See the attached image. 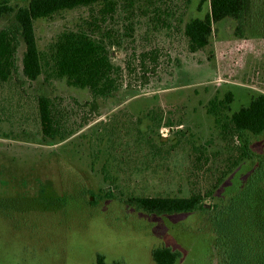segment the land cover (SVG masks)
Wrapping results in <instances>:
<instances>
[{
	"label": "rangeland",
	"instance_id": "374dc122",
	"mask_svg": "<svg viewBox=\"0 0 264 264\" xmlns=\"http://www.w3.org/2000/svg\"><path fill=\"white\" fill-rule=\"evenodd\" d=\"M173 1L166 4L180 12L182 0ZM209 10V0H190L184 19ZM86 17L82 8L37 19L39 48L46 51L62 30ZM10 20L0 17V29ZM234 25L229 18L214 23L210 44L192 53L178 27L157 36L153 42L169 52L170 63L144 88L97 98L98 114L83 127H77L73 100L91 95L63 79L40 77L25 81L23 92L0 91V264H93L98 253L107 262L155 264L157 247L178 250L174 264L223 263L212 210L155 215L125 199L211 189L232 150L220 139L210 102L231 92L232 112L264 93V35L252 22L238 38ZM39 92L56 97L66 115L64 126L73 134L64 140L42 138ZM250 140L254 152L264 154V133ZM252 168L249 162L235 167L205 202L228 198Z\"/></svg>",
	"mask_w": 264,
	"mask_h": 264
},
{
	"label": "trees",
	"instance_id": "16d2710c",
	"mask_svg": "<svg viewBox=\"0 0 264 264\" xmlns=\"http://www.w3.org/2000/svg\"><path fill=\"white\" fill-rule=\"evenodd\" d=\"M166 1L27 0L17 4L0 0V17L11 18L0 29V91L23 92L25 81L40 77L46 81L63 79L68 86L85 89L91 95L86 102L72 99L80 113L77 127H83L98 114L97 98L108 97L123 88H144L170 63L169 52L153 42L157 36L178 27L188 51L197 52L210 44L213 24L227 18L234 21L235 37H245L252 22L264 35V0H209L210 10L203 18L187 19L184 10L190 0L181 1L180 12L177 5H167ZM82 8L87 10L83 22L62 30L42 51L34 22ZM232 101V93L227 92L224 99L210 102L208 108L220 139L232 150L211 189L194 190L186 197H128L125 202L155 215L210 209L215 246L221 252L222 264H264V154L255 153L250 140L251 136L264 133V93L254 95L248 104L231 112ZM36 105L43 139L61 141L73 134V130L64 126L66 115L56 97L39 92ZM196 150L200 158L203 154L200 148ZM242 162L252 163L253 168L241 187L220 203H206L224 178ZM179 257L180 252L170 247L152 251L155 264H174ZM93 264L120 262H107L98 253Z\"/></svg>",
	"mask_w": 264,
	"mask_h": 264
}]
</instances>
